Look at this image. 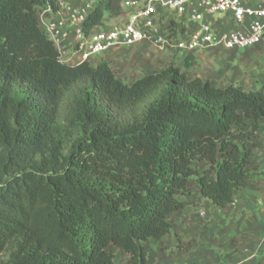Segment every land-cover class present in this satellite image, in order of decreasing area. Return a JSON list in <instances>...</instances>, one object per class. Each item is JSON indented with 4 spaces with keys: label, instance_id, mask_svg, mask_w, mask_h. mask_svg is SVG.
<instances>
[{
    "label": "trees",
    "instance_id": "1",
    "mask_svg": "<svg viewBox=\"0 0 264 264\" xmlns=\"http://www.w3.org/2000/svg\"><path fill=\"white\" fill-rule=\"evenodd\" d=\"M122 2L98 0L86 32ZM39 8L59 0H0V264H118L110 248L147 264L141 242L171 234L192 180L221 209L249 187L251 151L233 137L264 121V85L218 88L174 64L126 84L106 61L71 66Z\"/></svg>",
    "mask_w": 264,
    "mask_h": 264
},
{
    "label": "rangeland",
    "instance_id": "2",
    "mask_svg": "<svg viewBox=\"0 0 264 264\" xmlns=\"http://www.w3.org/2000/svg\"><path fill=\"white\" fill-rule=\"evenodd\" d=\"M81 1L85 0L78 2ZM43 11L42 8L38 9L40 21L44 18ZM132 49H126V57L121 61L123 62L121 70L117 69L115 61L116 54L124 49L114 51L111 55H104L100 60L108 62L116 76L120 78L122 73L134 71L126 80L129 84L151 70L138 71L135 68L141 62L127 54ZM153 51H156L155 48L148 45L147 52ZM194 56L196 61L189 69L183 66V62L179 65L173 63L189 79L200 78L218 88L234 85L246 91H259L264 85V40L252 48L239 50L217 48L213 51L197 52ZM233 139L251 151L249 187L237 192L233 206L221 209L204 199L192 180L191 195L184 198L186 207L174 213L169 219L172 224L171 234L160 240L141 242L148 253L147 264L262 263L258 262L250 242L241 243L240 240L255 233L258 217L262 219L260 225L264 229V121L248 120L246 128L242 133L235 131ZM193 167L206 173L208 177H215V173L211 172L209 165L204 161L194 162ZM239 215L242 218L241 222L239 219L235 221V217ZM109 250L114 254L118 264H128L127 254L116 248Z\"/></svg>",
    "mask_w": 264,
    "mask_h": 264
},
{
    "label": "built area",
    "instance_id": "3",
    "mask_svg": "<svg viewBox=\"0 0 264 264\" xmlns=\"http://www.w3.org/2000/svg\"><path fill=\"white\" fill-rule=\"evenodd\" d=\"M98 2L59 0V10H44L42 30L71 66L147 42L159 51L178 49L189 55L200 51L247 49L264 40V0H123L128 21L111 31L86 32L87 20ZM230 15L236 28L215 30L212 21ZM40 20V19H39Z\"/></svg>",
    "mask_w": 264,
    "mask_h": 264
},
{
    "label": "crops",
    "instance_id": "4",
    "mask_svg": "<svg viewBox=\"0 0 264 264\" xmlns=\"http://www.w3.org/2000/svg\"><path fill=\"white\" fill-rule=\"evenodd\" d=\"M71 1L77 2L80 0H71ZM246 1L250 5L255 6L258 0H246ZM127 21H128V14L122 15L121 17H118V18H113L110 15L106 14L104 19H103V26L98 27L96 30L111 31L115 28L123 26ZM212 24H213L215 30L218 32H223V31H226L229 29L236 28V25L232 21L230 15H223L219 18H216L215 20L212 21ZM148 45H150V44L147 42H143V43H140L137 46L133 47V49L131 51L127 52V54L129 53L131 56H133L132 59H138V61L141 62V64H139L135 67V68H137L138 71L151 69L150 72L143 74L142 76H140V78L143 76H146L150 73L163 70V69L169 67L173 63L176 65H179V63L184 62L185 58L187 57L186 53H184L183 51H180L178 49H167V50H163V51H159V50L155 49L156 51L147 52ZM126 49H130V48H125L124 49L125 51L122 50L121 53L116 54L117 58L115 61V65H116L117 69H120V70L122 69L121 67H122L123 62H121V61L123 58L126 57ZM103 57L98 58L97 62L100 63V60ZM110 67L112 68L111 65H110ZM132 72H134V71H132ZM131 73H127V74L122 73V75H121L122 79L120 77H118V78L120 80H122L124 83L129 84V83H127L126 80H128ZM136 79H134V80H136ZM235 198H236V195H235ZM233 205L234 204H232L231 206H233ZM231 206H229V207H231ZM229 207H227V208H229ZM242 217H243V214H242ZM238 219H239V222H241L242 218L240 215H239V217H235V221H237ZM261 220L262 219L259 217L256 218L257 222H256V224L254 223L255 227H256V231H255V233L249 234V236H251L252 238L250 239L249 236L244 237V239L240 240V242L241 243L244 241H246L247 243L250 242L251 246L253 247V249L255 251V256L257 257L258 262L264 263V229L261 228V225H260Z\"/></svg>",
    "mask_w": 264,
    "mask_h": 264
}]
</instances>
